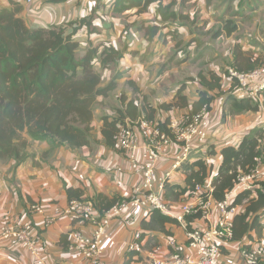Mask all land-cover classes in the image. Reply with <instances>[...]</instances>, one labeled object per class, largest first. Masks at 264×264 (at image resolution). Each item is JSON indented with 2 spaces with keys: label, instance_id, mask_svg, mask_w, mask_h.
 Returning <instances> with one entry per match:
<instances>
[{
  "label": "crops",
  "instance_id": "crops-1",
  "mask_svg": "<svg viewBox=\"0 0 264 264\" xmlns=\"http://www.w3.org/2000/svg\"><path fill=\"white\" fill-rule=\"evenodd\" d=\"M20 1L24 2L25 7L21 15L36 26L74 20L82 10L95 11L94 14L105 13L107 10L102 20L97 17L94 20L97 32H89L86 27L79 31V52L84 54L90 44L102 46L106 43L126 50L117 65L109 69L101 65L97 67L103 74V85L108 84L115 74L121 73V76L117 79V87L108 96L98 98L89 144L81 147L54 146L47 140H37L31 142L27 149L28 156L18 166L14 160H0V225L7 216L24 217L29 211L36 224L43 227L45 216L31 211L32 205H42L46 213L51 212L56 205L65 207L70 201L66 187L82 189L84 195L97 198L101 205L111 204L118 196H126L131 192L140 181V176L131 169L123 153L105 142L101 131L102 117L117 114V109L122 106L123 95L127 101L139 99L141 110L145 103L151 105L146 107L144 114L150 115L153 107L156 109V118H166L167 111L173 117L190 113L187 105H172L169 109H162L161 105L173 104L178 99L180 89L189 105L199 99L201 91L216 95L219 87L215 84V76L222 75L223 70L233 63V48L238 41L245 50V56L261 59L256 68L264 70V0H176L177 8L180 7L183 14L189 16L178 19L176 23L162 25L151 39L138 30L134 26L137 23H134L139 19H151L147 22L161 25L158 16L149 12L111 17L108 11L112 0L103 3L105 7L100 4L101 0H88L81 10L79 0L55 5L46 3L47 0H35L32 3ZM9 4L10 0H0V7ZM102 7L103 10L100 9ZM230 19L237 23V30L231 35L224 33L214 38L216 29L223 28L224 22ZM218 40L229 43L225 52L216 48ZM131 83L139 91L135 92ZM143 116L126 117L125 121H136ZM211 117L214 118L213 115ZM263 121L259 111L223 118L212 134V144H215L218 153L208 155V159L217 167L220 164L221 148L239 143L245 131L262 126ZM137 131L143 140L146 131L142 127ZM176 151L175 147L166 149L160 169L169 168L174 163ZM203 154L207 152H194L190 160ZM139 155L143 157L144 151L139 152ZM14 171L18 176L16 184L20 187L12 185L10 181V173ZM184 180L182 170L176 171L172 181L183 183ZM207 184H212L211 179ZM170 202L173 208H178L181 200ZM73 221L71 216H62L44 232L41 243L50 264H81V255L67 251L64 241H61L62 235L77 227ZM261 221L264 224V214ZM166 229L169 232L144 228L142 216L131 225L114 220L108 229L110 236L104 251L105 264H123L129 253L126 250L127 244L135 232L143 233L142 248L140 252L132 253L135 258L130 264H143L153 254L167 256L168 234L175 235L181 242H185L187 237L185 229L179 224L168 223ZM257 238L255 231H252L239 243L228 241L223 247L224 260L231 264L243 263V247L255 242ZM5 244L0 239V264H33L28 251Z\"/></svg>",
  "mask_w": 264,
  "mask_h": 264
},
{
  "label": "trees",
  "instance_id": "trees-1",
  "mask_svg": "<svg viewBox=\"0 0 264 264\" xmlns=\"http://www.w3.org/2000/svg\"><path fill=\"white\" fill-rule=\"evenodd\" d=\"M68 1L72 0H47L46 3L55 5ZM86 1H79L80 10ZM101 1L100 4L105 7L103 3H108L110 0ZM104 7L100 9L103 10ZM24 8V2L20 0H10L8 6L0 7V160L12 159L16 166L28 156L27 149L32 141L47 140L54 146L71 147L89 144L94 111L99 104L98 98L108 96L117 87V79L121 76V73H117L108 84L103 85V74L97 67L101 65L102 68L109 69L117 65L126 50L106 43L102 46L90 44L84 54L79 52L81 44L77 38L79 31L86 27L89 32H97L98 27L94 20L96 17L102 20L107 10L98 14H94L95 11L82 10L80 16L74 20L36 26L30 24L21 15ZM132 11L136 15L153 12L158 16L161 25L148 23L147 20L151 19H139L141 21L137 20L134 23L137 25L133 24L150 39L159 32L162 25L176 23L178 19L189 16H185L180 7L177 8L176 0H112L108 12L111 17H119ZM237 28L238 25L234 20H226L223 28L216 29L214 38L224 33L231 35ZM233 50V63L223 70L222 75L215 76V84L219 87L216 95L201 91L199 99L189 105L185 96L181 95L182 89H180L178 99L173 104L163 103L161 108L187 105L191 112L195 113L207 105L214 116L209 129L210 137L223 118L264 110V90L261 98L247 97L240 89L238 80L231 77L228 70L229 67L240 71L253 70L261 59L245 56V50L239 41L235 43ZM131 85L135 92L139 91L134 83ZM147 106L151 105L145 103L141 110L139 99L127 101L123 95L122 106L117 109V114L102 117L101 131L105 142L115 147L113 136L118 131L119 124L125 123L126 117L135 118L140 115H144L145 119L154 120L162 131L171 134L169 130L173 118L171 113L166 110L168 112L166 118H156V109L153 107L150 115L144 114ZM195 150L194 152L206 150L207 154L199 155L194 160L190 158L183 163L180 170L185 175V180L183 183L170 181L166 184L164 195L168 200L178 201L185 194H189L195 184L204 185L210 179L214 198L224 199L226 192L236 184L238 174L250 172L258 158L264 154V121L262 126L252 131L250 129L245 131L239 143L222 147L220 164L217 167L208 159V155L214 156L218 153L215 144L210 140ZM17 177L16 171L10 173L12 185L20 187L16 184ZM257 184L253 190H240L233 198V204L240 206V212L234 217L231 242H241L252 231L258 236L255 242H264V224L261 221L264 214V179ZM66 192L70 201L90 198L95 202L96 208L100 209H109L123 198L118 196L111 204L101 205L97 198L84 195L82 189L66 187ZM9 218L7 216L6 220ZM23 218L33 222L39 235L38 239L42 242V236L49 227L44 224L43 227L38 226L29 211ZM73 219L74 226L76 224L78 226V217ZM168 223L181 225L177 219L159 209H152L143 217L144 228L152 230L169 232L166 229ZM74 228L62 235L61 241H64L67 251H70V232ZM170 236L175 235L168 234L167 238ZM251 244L244 247H249ZM41 246L43 248L42 243ZM224 251L225 249L223 253ZM134 252L138 251L127 253L123 264H130L134 260L132 254Z\"/></svg>",
  "mask_w": 264,
  "mask_h": 264
},
{
  "label": "built area",
  "instance_id": "built-area-1",
  "mask_svg": "<svg viewBox=\"0 0 264 264\" xmlns=\"http://www.w3.org/2000/svg\"><path fill=\"white\" fill-rule=\"evenodd\" d=\"M228 70L247 97L261 98L264 90L262 68L240 71L229 67ZM211 115L205 105L198 112L173 117L169 124L171 134L162 131L154 120L145 118L119 124L113 136L115 148L125 155L140 181L109 209L96 208L92 199L85 198L71 200L65 207L55 206L48 213L38 203L32 205V210L45 216L46 227L62 216L78 217V226L70 232L69 250L81 255L80 263L105 264L103 254L110 236L108 229L114 220L131 225L139 216L145 217L150 210L159 209L180 222L187 240L181 242L175 236L168 237L169 254L164 257L153 254L144 264H231L223 258V247L233 237L234 217L240 212V206L233 204V198L240 190L255 189L257 182L264 179V154L250 172L238 174L236 184L222 200L214 198L212 184H195L192 191L182 197L178 208H173L164 195L165 186L172 181L176 171L210 138ZM140 127L146 131L143 140L137 131ZM170 147L177 148L174 163L160 169L164 152ZM142 151L143 157L139 155ZM38 236L33 222L22 216L9 218L0 225V239L5 245L28 251L33 264H50ZM141 240V232H135L126 250L140 252ZM242 256L244 261L240 264H264V242L244 247Z\"/></svg>",
  "mask_w": 264,
  "mask_h": 264
},
{
  "label": "rangeland",
  "instance_id": "rangeland-1",
  "mask_svg": "<svg viewBox=\"0 0 264 264\" xmlns=\"http://www.w3.org/2000/svg\"><path fill=\"white\" fill-rule=\"evenodd\" d=\"M149 14V13H148ZM126 15H135V12H128V14H126ZM251 36L253 37V35L251 34ZM217 43H216V48H218V51H221V52H225L227 49H228V47H229V43L228 42H221V40H218V41H216ZM208 60V58H207V56L205 57V61H207ZM215 66V65H214ZM260 115L262 116V119H264L263 118V116H264V113L262 112V111H260ZM219 127V125H217L216 126V129ZM25 137V136H24ZM209 140H210V142H212L213 141V137H210L209 138ZM208 140V141H209ZM209 149V148H208ZM204 151H206V150H204ZM194 153V152H193ZM193 153L191 154V156H193ZM12 160V159H11ZM181 200V198L178 200V201H180Z\"/></svg>",
  "mask_w": 264,
  "mask_h": 264
}]
</instances>
